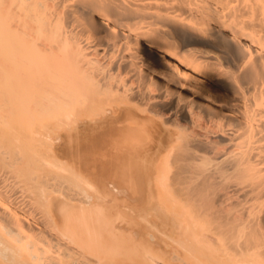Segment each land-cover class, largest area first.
Here are the masks:
<instances>
[{
  "label": "bare ground",
  "instance_id": "6f19581e",
  "mask_svg": "<svg viewBox=\"0 0 264 264\" xmlns=\"http://www.w3.org/2000/svg\"><path fill=\"white\" fill-rule=\"evenodd\" d=\"M0 264H264V0H0Z\"/></svg>",
  "mask_w": 264,
  "mask_h": 264
}]
</instances>
